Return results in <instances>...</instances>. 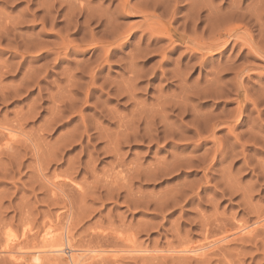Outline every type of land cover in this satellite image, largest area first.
<instances>
[{
  "label": "rangeland",
  "instance_id": "1",
  "mask_svg": "<svg viewBox=\"0 0 264 264\" xmlns=\"http://www.w3.org/2000/svg\"><path fill=\"white\" fill-rule=\"evenodd\" d=\"M52 1L0 0V127L21 135L0 136V264L7 235L32 250L65 225L77 250L164 252L96 264H264L262 229L207 259L165 254L264 219V0L203 1L225 44L210 57L150 34L182 33L202 0H165L149 25L118 0ZM208 21L187 36L207 41Z\"/></svg>",
  "mask_w": 264,
  "mask_h": 264
},
{
  "label": "bare ground",
  "instance_id": "2",
  "mask_svg": "<svg viewBox=\"0 0 264 264\" xmlns=\"http://www.w3.org/2000/svg\"><path fill=\"white\" fill-rule=\"evenodd\" d=\"M52 1V0H51ZM54 1H56V0H54ZM205 2V0H202V2H200V0H199V2L197 1V2H194V4H196V3H199L197 6H193L194 7V9L192 8V9H190L188 12V14H187V16L185 17V19L183 20V23H182V25H181V27L180 28H182V30L180 31V32H182V33H179L175 28L173 29L169 24H167V23H160V22H158L159 24H156V25H154L155 24V22L154 23H152L151 24V22H153L152 20H154L155 21V19H152V18H155L156 17V10H158L159 8H161L163 5H165L164 4V2H166L165 0H146V5L145 4H143V5H145L144 7L142 6H140V7H134V6H132L131 7V5H130V0H118V4L116 5V7H115V9H116V12H122V13H127V12H130V13H132V11L134 12V11H136V13L138 14H140L141 16H142V18H143V21H146L147 23V25H149V24H151L150 26L151 27H153V29L151 30V32L152 33H150L152 36H154V37H156L154 40H156V41H158V40H163V39H165V40H167L168 41V43H170V44H176V47L177 46H184V47H182V48H185V46H186V49H185V51L188 49L189 50V53L191 52V53H193V55H192V57H194L196 54L198 55H201L202 57H204V56H206V57H210V56H212V55H214V54H217V53H220L221 52V48L222 47H224V45L225 44H222V45H220V44H218L217 43V41H215V37H216V34L219 32V31H217V26L219 25L218 24V18H216L218 15V13L216 14V13H214L215 11H211L210 10V12L208 11H206L207 12V16L206 17H208L209 18V39L207 40V41H209V42H207L206 40V42L204 41H199V38H198V40H196L195 41V37L193 36V38H190L189 36H187V33H189V32H191V33H196V31H197V29H198V26L201 24V23H204L205 21H207L208 20V18H206V20L204 21L203 19H204V17L202 16V12H204V14H205V11H203V10H205L206 8L208 9V5L207 6H205L206 4L204 3ZM53 2V1H52ZM145 2V1H144ZM213 2V1H212ZM57 3V2H56ZM205 4L204 6L206 7H204L202 4ZM52 4V3H51ZM44 6H46V5H44ZM52 7H53V4H52ZM204 7V9H202V8ZM261 7V6H260ZM79 8V7H78ZM150 9V8H152L151 9V11H148L147 9ZM201 8V9H200ZM45 9H47V8H45ZM44 9V10H45ZM57 9V8H56ZM263 9V8H262ZM201 10H202V12H201ZM236 11H238L237 9H235ZM50 11V10H49ZM49 11L47 12H45L46 14H48L49 13ZM259 11V10H258ZM232 13H234V12H232ZM232 13H230V14H232ZM164 14V13H163ZM237 14V13H236ZM111 16V15H110ZM159 16V15H158ZM44 17H46V16H44ZM107 17V16H106ZM203 17V19H201ZM93 18V17H92ZM92 18H90V17H86V21L89 23V22H91V21H93L92 20ZM156 18H159V17H156ZM161 18V17H160ZM49 19V18H48ZM106 19V18H105ZM256 19V18H255ZM150 20H151V22H150ZM86 22V23H87ZM94 22V21H93ZM103 22V21H102ZM112 22L113 21H111L110 19L109 20H106V21H104L103 23H104V27H105V29H109V34H111V33H114V32H116L115 31V27H113V25H112ZM115 22V21H114ZM157 22V21H156ZM173 22V21H172ZM87 23V24H88ZM145 23V22H144ZM149 23V24H148ZM220 23V22H219ZM109 24H110V26H109ZM145 24V25H146ZM207 24V23H206ZM221 24V23H220ZM102 26V25H101ZM107 26H109V27H107ZM155 26H156V28H155ZM81 27H79V29H78V32L80 31V30H82V28L80 29ZM115 28V29H114ZM205 29H206V27H204ZM203 28V29H204ZM150 29L148 28V32H150L149 31ZM208 29H206V31H207ZM219 30V29H218ZM105 31V30H104ZM145 31H147V30H145ZM144 31V32H145ZM201 31V30H200ZM203 31L204 30H202V33H200V34H203ZM105 33H106V31H105ZM108 33V32H107ZM117 33V32H116ZM115 33V34H116ZM121 33V32H120ZM204 33H205V31H204ZM207 33V32H206ZM205 33V34H206ZM236 33V32H235ZM199 34V35H200ZM208 34V33H207ZM128 35V34H127ZM113 36H116L115 38H123V36L121 35V36H117V35H113ZM112 36V37H113ZM202 36V35H201ZM125 37V36H124ZM200 37V36H199ZM203 37V36H202ZM210 37H211V39H212V41L210 40ZM115 38H113V39H109V40H114L115 41ZM120 38V39H121ZM119 39V40H120ZM123 39H125V38H123ZM203 39V38H202ZM118 40V39H117ZM116 40V41H117ZM216 40H217V38H216ZM219 40V39H218ZM228 40V39H227ZM93 41H94V39H93ZM93 41H91V42H93ZM155 41V42H156ZM211 41V42H210ZM97 42H99V41H97ZM104 43V42H103ZM103 43H91V44H89L88 46H90V47H92L93 49H96V47L97 46H99V44L101 45V44H103ZM115 43V42H114ZM190 45H192V47H190ZM227 46V45H226ZM246 47H247V44H246ZM101 50H103V48L101 47ZM187 50V51H188ZM104 52V51H103ZM102 52V53H103ZM106 54V53H105ZM138 54V53H137ZM103 55V54H102ZM262 55V54H261ZM96 57H98V56H96ZM103 57V56H102ZM106 61H108L107 59H105ZM215 70V69H214ZM177 71H179V70H177ZM130 72H132V71H130ZM139 74V73H138ZM174 74V73H173ZM172 74V75H173ZM175 74L177 75V74H179V73H176V71H175ZM175 74H174V76H175ZM217 74V73H216ZM181 75V74H180ZM183 75V74H182ZM185 75V74H184ZM213 75V74H212ZM214 75H215V72H214ZM179 75H177L176 77H178ZM135 77V76H134ZM137 77V76H136ZM139 77V76H138ZM180 78V77H179ZM179 78H177L178 80H179ZM130 79V78H129ZM132 79V78H131ZM130 79V80H131ZM184 79V78H183ZM182 79V80H183ZM212 80V79H211ZM213 81H215L214 79H213ZM212 82V81H211ZM213 83V82H212ZM209 85V84H208ZM213 86V85H212ZM18 87V86H17ZM57 115V114H56ZM2 124V123H1ZM7 124V123H6ZM8 126V125H7ZM9 126H11V128H8V127H0V136H1V140H3L4 142H3V145L5 146V147H9L10 145H11V143H13L15 140L17 141V140H19V137L21 136L20 134H19V132L18 131H16V130H14L13 128H12V124L10 125L9 124ZM18 127H16L17 129L19 128V126L20 125H17ZM22 131V130H21ZM133 133V132H132ZM134 134V133H133ZM23 135V134H22ZM19 136V137H18ZM24 136V135H23ZM18 137V139H16ZM257 138V137H256ZM258 139V138H257ZM262 139V138H261ZM22 140V139H21ZM15 141V142H16ZM257 142V141H256ZM263 142H264V140H263ZM262 142V143H263ZM0 143H2V142H0ZM17 143V142H16ZM15 143V144H16ZM14 144V143H13ZM264 144V143H263ZM1 145V144H0ZM2 147V146H1ZM262 147H263V145H262ZM10 150H12V148L10 149ZM53 181V180H52ZM56 183V182H55ZM65 183V182H64ZM51 184V183H50ZM48 185V184H47ZM65 186H66V184H65ZM53 190H55V189H58V185L57 184H54L53 185ZM62 187V186H61ZM60 187V188H61ZM52 189V188H51ZM63 191V190H62ZM59 200V199H58ZM55 201V200H54ZM62 201H64V200H62ZM68 201V200H67ZM64 203V202H63ZM60 215V214H59ZM263 217V216H262ZM264 218V217H263ZM63 219V218H62ZM66 219V218H65ZM261 219V218H260ZM259 219V221H257L256 220V223H254L253 224V228L251 227H248V226H246V225H244V224H241V225H239L238 224V226L237 225H235L234 224V226H235V229H234V231H229V232H226L225 233V231H224V233L223 234H220L219 233V235H220V237H217L216 238V236H215V238L213 239V241L212 242H210L209 244H204V246L203 245H199L200 247H196V248H191V247H189V248H182L181 250H169L168 249V251H166L165 252V254H167V255H173L174 257L176 256V260H177V258H183V260L184 259H186V258H197V259H207V255L208 254H211V252H214V251H217V250H220V248H222V246L223 245H225V244H228V242H231V241H234V240H238L239 241V243H240V240H239V238H244V237H246V239H247V237H248V239L250 238V237H253L256 233H258L257 231L259 230V229H262V230H264V219H262V220H260ZM223 220V219H222ZM67 221V220H66ZM217 222H218V220H216ZM231 222L233 223V221L231 220ZM238 222V221H237ZM55 223V222H54ZM67 223V222H66ZM70 223V222H69ZM225 223H227V222H225ZM239 223V222H238ZM245 223V222H244ZM46 224V223H45ZM64 224V223H63ZM63 224H62V227H63ZM222 224V223H221ZM231 224V223H230ZM219 225H220V223H219ZM218 225V226H219ZM228 225V224H227ZM44 226H46V225H44ZM204 226V225H203ZM224 225H222V227H223ZM53 227V226H52ZM62 227H61V229H62ZM65 227H66V225H65ZM64 227V229H63V232L61 233L60 232V234H58L59 232H57L55 229V231L57 232L56 234H58V235H55V237H54V230L52 231V229H51V231L48 229V230H46L45 232H43V234H42V240L40 239V244L37 246V245H35V243H34V245H35V247H33V248H31L32 250H28V248H27V246L26 245H28V244H26L25 243V241L23 242V243H25V246L23 245V244H21V241H20V243H17V240H16V238H14L13 236H11V235H7L5 238H4V243H3V248L1 249V255L2 256H5L6 257V259H9L8 261H11L10 263L11 264H14V263H24V264H31V263H33V264H44L45 262H49L50 264H60L62 261H65L67 264H96V261H101V260H105V259H109V258H112V260H116V259H118L121 255H123V254H131V255H135L136 254V256L138 255H140L141 254V256L142 255H151V257L153 258V256L154 255H157L158 254V256H159V253H164L163 251L162 252H159V250L158 251H147V250H145V249H143V250H145V251H141V250H124V251H120V252H118V251H114V250H111L112 252H109V251H103V250H101V249H85L84 248V250L82 249V250H77V249H74V246L73 245H71L70 244V242H69V239L70 238H68V230H67V228H65ZM211 227V226H210ZM209 227V228H210ZM215 228L217 227V226H214ZM213 227V228H214ZM221 227V228H222ZM232 227V226H231ZM47 228V227H46ZM59 228V227H58ZM214 228V229H215ZM227 228V227H226ZM230 228V227H229ZM250 228V229H249ZM61 229H60V231H61ZM212 229V228H211ZM220 229V228H219ZM32 230V229H31ZM202 230V229H201ZM210 230V229H209ZM217 230V229H216ZM223 230V229H222ZM221 230V231H222ZM203 231H205V229L203 230ZM212 231V230H211ZM28 232V231H27ZM210 232V231H209ZM216 232V231H215ZM54 233V234H53ZM214 233V232H213ZM101 234V233H100ZM260 234V233H259ZM91 235V234H90ZM207 235H209L208 233H207ZM222 235V236H221ZM57 236V237H56ZM106 236V235H105ZM105 236H103V237H105ZM218 236V235H217ZM262 236V235H261ZM260 236V237H261ZM23 237H24V239H25V235H23ZM31 237V236H30ZM204 237V236H203ZM259 237V236H258ZM28 238V237H27ZM23 239V240H24ZM29 239V238H28ZM33 239H35V238H33ZM252 239V238H251ZM254 239H255V237H254ZM254 239L252 240V241H254ZM30 240V239H29ZM32 240V239H31ZM209 240V239H208ZM236 240V241H237ZM264 240V239H263ZM39 241V240H38ZM72 241V240H71ZM97 241V240H96ZM205 241V240H204ZM245 241V240H244ZM104 242H105V240H104ZM247 242V241H246ZM32 243V242H31ZM92 243V242H91ZM207 243V242H206ZM244 243V242H243ZM89 244V243H88ZM87 244V245H88ZM96 244V243H95ZM2 245V244H1ZM33 245V244H32ZM1 247V246H0ZM30 247H32V246H29V248ZM87 247H89V246H87ZM95 247H97V246H95ZM100 247V246H99ZM102 247V246H101ZM100 247V248H101ZM78 248V247H77ZM80 248V247H79ZM90 248V247H89ZM135 248V247H134ZM124 249H126V248H124ZM129 249H130V247H129ZM171 249H173V248H171ZM223 249V248H222ZM225 249V248H224ZM108 250V249H107ZM110 250V249H109ZM219 252H221V251H219ZM213 254V253H212ZM217 255V254H216ZM1 256V257H2ZM140 256V257H141ZM160 256H163L164 257V255H160ZM207 256V257H206ZM215 256V255H214ZM148 257V256H147ZM154 258H156V257H154ZM159 258V257H158ZM169 258V257H168ZM190 258H189V260H190ZM142 259V258H141ZM151 259V258H150ZM171 259V258H170ZM173 259V258H172ZM5 260V259H4ZM153 260V259H152ZM152 260H151V262H152ZM159 260V259H158ZM164 260V259H163ZM183 260H181V261H183ZM188 259H186V261H187ZM106 261V260H105ZM108 261H110V260H108ZM179 262H180V260H178ZM185 261V260H184ZM206 261V260H205ZM209 261V260H208ZM6 262V261H5ZM94 262V263H93ZM63 263V262H62ZM98 263V262H97ZM104 263V262H103ZM107 263V262H106ZM111 263V262H110ZM197 264H198V262H196ZM105 264V263H104ZM202 264H204V263H202Z\"/></svg>",
  "mask_w": 264,
  "mask_h": 264
}]
</instances>
